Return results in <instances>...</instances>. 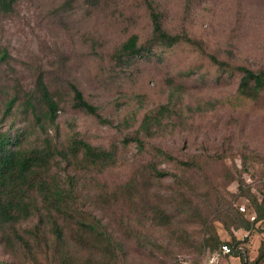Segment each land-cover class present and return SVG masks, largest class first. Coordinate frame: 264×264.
<instances>
[{
    "label": "rangeland",
    "instance_id": "rangeland-1",
    "mask_svg": "<svg viewBox=\"0 0 264 264\" xmlns=\"http://www.w3.org/2000/svg\"><path fill=\"white\" fill-rule=\"evenodd\" d=\"M147 3L192 42L153 39ZM133 34L142 53L122 49ZM237 66L264 70V0H16L0 11V132L16 150L50 149L48 178L122 246L105 254L62 218L57 241L37 196L40 211L0 226V264H241L221 250L230 241L264 264V219L248 218L264 199V91L239 94ZM38 77L58 104L53 122ZM72 84L97 115L73 106ZM146 115L157 119L150 136ZM74 140L113 160L74 155ZM207 233L220 246L209 249Z\"/></svg>",
    "mask_w": 264,
    "mask_h": 264
},
{
    "label": "trees",
    "instance_id": "trees-1",
    "mask_svg": "<svg viewBox=\"0 0 264 264\" xmlns=\"http://www.w3.org/2000/svg\"><path fill=\"white\" fill-rule=\"evenodd\" d=\"M15 1L0 0V11L4 13L11 12ZM147 5L152 22V38L159 44L170 47L182 40L192 42V39L186 34L167 33L162 27L160 14L154 10L150 3H147ZM122 49L130 53H142V49L137 46V36L134 34L122 45ZM210 60L219 66L226 65L225 62L219 61L214 55H210ZM236 68L241 73L237 87L238 93L244 96L258 97L264 91V70L254 71L245 66H237ZM36 89L39 93L40 102L45 107L43 116L53 122L57 116L58 104L42 77L37 78ZM71 89L73 92V106L87 113L97 115V107L84 98L79 88L72 84ZM26 103L34 109L30 98L26 100ZM103 121L105 120L103 119ZM155 121L157 119L152 115H146L143 118L140 129L145 132L146 136L152 135V126ZM78 151H81L83 156L93 164H106L111 162L114 157L113 151L97 149L85 141L74 140L70 152L75 155ZM58 154L63 153L58 151ZM52 156L53 153L50 149L43 151L38 149L16 150L12 147L10 137L0 132V226H13L20 219L29 217L32 214V209L40 211L39 207L36 206L37 196H40V202L43 205V210H45L43 217H47L52 226L51 231L57 241L64 242L63 229L59 222V218H62L74 222L78 226L76 233L79 234L78 237L81 240L85 239L86 234H92L102 241L103 244L100 249L105 254H113L115 250H121L122 246L100 218L93 217L92 220H87L83 216L78 217L71 189H63L59 183H56L54 178H48V165ZM163 174H165L163 171L157 170V177H161ZM254 206V212L248 214V218L252 223L264 219V199L261 202L256 200ZM43 217L39 218V222L43 221ZM236 218H238V215H236ZM39 228L37 224L35 226L36 231H39ZM209 234L207 233L205 245L214 250L217 246H220V243ZM15 236L23 245H28L24 237L16 232ZM223 245L229 247L228 254L235 252V255L240 256L241 264H259L258 257L248 261V257L244 255L241 248L234 245L232 241Z\"/></svg>",
    "mask_w": 264,
    "mask_h": 264
},
{
    "label": "built area",
    "instance_id": "built-area-1",
    "mask_svg": "<svg viewBox=\"0 0 264 264\" xmlns=\"http://www.w3.org/2000/svg\"><path fill=\"white\" fill-rule=\"evenodd\" d=\"M240 209H241L242 211L245 210L244 207H241ZM251 218H253V216H251ZM221 248H222V252H223V253H229V251H230V249H229V247H228L227 245H222Z\"/></svg>",
    "mask_w": 264,
    "mask_h": 264
}]
</instances>
